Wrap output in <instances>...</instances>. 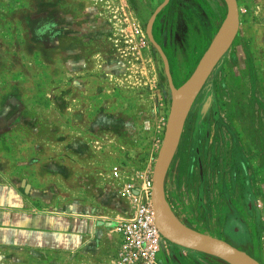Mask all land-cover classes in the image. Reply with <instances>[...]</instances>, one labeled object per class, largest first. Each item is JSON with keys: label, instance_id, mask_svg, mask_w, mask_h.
<instances>
[{"label": "rangeland", "instance_id": "rangeland-1", "mask_svg": "<svg viewBox=\"0 0 264 264\" xmlns=\"http://www.w3.org/2000/svg\"><path fill=\"white\" fill-rule=\"evenodd\" d=\"M161 1L0 0V108L12 107L11 133H19L0 140V186L11 189L9 208L0 209V264H54L57 103L84 97L90 105L121 103L124 119L134 124L121 135L122 162L107 163V172L114 165L122 171L120 180H108L120 187L121 221L152 193L146 176L153 179L174 91L191 77L228 13L225 0H203L197 13L201 0H173L153 30L169 2ZM237 1L238 35L193 104L166 198L181 221L264 264V0ZM83 67L85 79L76 80ZM73 81L88 94L68 96ZM242 195L252 215L235 210L241 216L225 226L230 205ZM165 253L176 263L235 264L171 241Z\"/></svg>", "mask_w": 264, "mask_h": 264}, {"label": "crops", "instance_id": "crops-1", "mask_svg": "<svg viewBox=\"0 0 264 264\" xmlns=\"http://www.w3.org/2000/svg\"><path fill=\"white\" fill-rule=\"evenodd\" d=\"M84 69L74 74L78 76L76 80L85 79ZM88 92L85 87L75 85L67 90V95L86 96ZM71 101L66 105L57 103L54 109V264H115L108 254V247L112 246L111 250L115 247V227L121 221V215L117 213H120L122 199L117 201L120 187L108 183L114 176L107 172V163L122 162L124 143L121 135L124 129L133 126L134 121L124 119L121 103L90 105L86 97ZM10 111V105L0 108V140L4 143L9 137L17 139L19 135L16 131L11 133L16 124ZM95 111L97 117L92 119ZM149 164L147 170L135 172V175L148 172ZM10 191L0 186V200H8L6 203L0 201V209L9 208ZM110 191L116 195L108 198ZM243 195L237 198L235 206L230 205L233 211L226 214L225 226L234 225L233 217L241 216L242 213L235 210L242 208L252 215L249 210L247 212ZM110 218L112 220L108 221ZM1 223L4 225L7 221L2 218ZM242 224L245 226L246 223ZM107 226L112 230L107 231ZM195 229L211 233L199 227Z\"/></svg>", "mask_w": 264, "mask_h": 264}, {"label": "water", "instance_id": "water-1", "mask_svg": "<svg viewBox=\"0 0 264 264\" xmlns=\"http://www.w3.org/2000/svg\"><path fill=\"white\" fill-rule=\"evenodd\" d=\"M225 1L228 13L224 22L191 77L180 89L174 91L163 143L153 173L152 202L156 225L169 241L222 257L235 264H261L251 254L229 241L197 230L181 221L168 206L166 198V178L193 104L219 61L232 46L240 29L238 1ZM167 71L169 72L168 65Z\"/></svg>", "mask_w": 264, "mask_h": 264}, {"label": "built area", "instance_id": "built-area-1", "mask_svg": "<svg viewBox=\"0 0 264 264\" xmlns=\"http://www.w3.org/2000/svg\"><path fill=\"white\" fill-rule=\"evenodd\" d=\"M112 174L116 180H120V167L114 166ZM146 180L152 188V177L146 176ZM134 195L140 196L137 193ZM135 205L132 214L115 227V264H167L162 260L161 253L170 241L161 234L156 225L151 191Z\"/></svg>", "mask_w": 264, "mask_h": 264}, {"label": "flooded vegetation", "instance_id": "flooded-vegetation-1", "mask_svg": "<svg viewBox=\"0 0 264 264\" xmlns=\"http://www.w3.org/2000/svg\"><path fill=\"white\" fill-rule=\"evenodd\" d=\"M164 1H165V0H162L161 3H160V5H161L162 3H164ZM205 1H206V0H205ZM203 2H204V1L201 0V1H199V5H198V6H194L193 11H194L195 13L199 12V11L201 10V7L204 8V4H203ZM172 3H173V0H169L168 4L162 8L161 12H159V14L157 15L158 18H160L159 20H158V18H157V16H156L155 21L153 22V25H152L153 30L156 29L155 27H157V25H158V21H159V23H160V25H161V21H160V20H161L163 14H167L165 10H167V8H168L169 6L172 5ZM160 5H159V6H160ZM137 13L139 14L140 12H137ZM146 13H147V11H145V9H143L142 12H141V14H140V17L143 16L144 14H146ZM153 14H154V12H149V15H148V16H151V17H152ZM156 31H157V30H156ZM183 33H184V32H183ZM177 36H178V38H180V35H179V34H178ZM153 39H154L155 41H157V42H160L159 39H158V37H157L156 35H154ZM235 217H236V216H235ZM235 217H233V219H235ZM231 221H232V220H231ZM169 245H170V243L168 244V247H169ZM161 258H162V260H163L165 263H167V264H185V263L183 262L182 259H179L177 263H176L175 261L173 262V260H171V258H170L168 255H166L165 250L162 251V253H161Z\"/></svg>", "mask_w": 264, "mask_h": 264}]
</instances>
